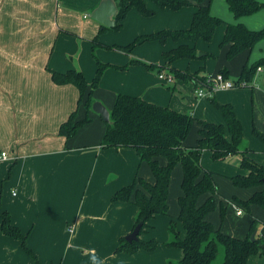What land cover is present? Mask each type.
<instances>
[{"label":"crops","instance_id":"1","mask_svg":"<svg viewBox=\"0 0 264 264\" xmlns=\"http://www.w3.org/2000/svg\"><path fill=\"white\" fill-rule=\"evenodd\" d=\"M210 1L213 14H218L215 7L225 11L222 0ZM99 2L0 0V202L2 208L12 214L13 222L27 234V244L37 256L36 262L20 239L3 233L0 217V264H139L141 260L142 254L138 252L117 250L121 237L133 230L139 208L130 201L113 200L112 196L136 176L153 181L150 166L140 159L133 147H102L104 119L93 108L87 110L84 101L78 107L80 91L76 84L57 83L52 76L53 71L71 68L81 69L87 78L93 74L96 64L91 41L102 23L91 13ZM147 4L155 9L154 14L161 11L165 18L161 26L175 24L171 22L172 17L178 15L174 14L176 10L159 7L156 3L153 6L148 1ZM189 6L194 14L196 6ZM137 14L142 15L132 7L122 21L119 34H108L118 41H104L124 44L134 34L168 28L149 31L159 26L149 27L143 21L150 18H140L128 38L121 39L127 19ZM193 14L190 17L188 12L186 22L190 19L192 22ZM226 18L228 22H242L249 28L259 29L264 24V7L250 15L235 17L233 13ZM220 27L221 32L224 31L225 25ZM169 40L164 45L165 50L182 42ZM224 45L228 51L230 44ZM242 52L236 73H241L245 63L264 56V38ZM130 56L132 54L124 60ZM245 57L246 62L240 67ZM217 66L207 62L205 74ZM263 68L257 70L251 90H262L258 86ZM133 71H136L134 67L128 68L127 74ZM120 83L110 81L103 85L106 92L93 93L94 100H101L110 110L116 95L123 92L160 105L175 106L174 109L181 111V107L165 97L160 98L153 90L141 93L143 90H133L139 88L136 84L125 88V84ZM174 89L180 94L184 92L176 88L175 81ZM194 93L196 98L204 97L196 94L195 87ZM260 97L264 100V91ZM221 100L234 101L231 97ZM77 108L78 117H84L88 111L92 121L67 138L60 133V126ZM184 144L193 143H188L186 138ZM2 152L7 153L6 157ZM232 205L235 215L242 216L246 212L243 209L238 213L237 204ZM245 224L242 222L241 227L237 224L240 231H230L231 234L246 236L249 229Z\"/></svg>","mask_w":264,"mask_h":264},{"label":"trees","instance_id":"2","mask_svg":"<svg viewBox=\"0 0 264 264\" xmlns=\"http://www.w3.org/2000/svg\"><path fill=\"white\" fill-rule=\"evenodd\" d=\"M159 7L177 10L183 6L195 5L191 25L188 28L168 29L140 34L130 42L126 48L131 50L137 43L146 40H160L163 43L172 38L182 41L175 47L164 52L165 57L175 60L181 57H198L195 42L199 39L211 41L218 26L225 25L222 44L229 43L227 56L233 57L237 53L251 49L264 38V26L259 29L249 28L242 22H227L218 15L212 13L208 0H153ZM235 17L250 15L264 7L261 0H226ZM119 12L117 22L112 27L101 24L99 32L92 39V50L99 41V33L108 29H119L122 21L132 7H136L144 16L153 15L155 10L147 6V0H116ZM108 47H112L107 45ZM203 58L213 56L205 53ZM132 63L142 62L137 58L130 60ZM98 67L93 78L92 87L88 89V83L81 69L71 68L67 71H53L52 76L57 83L72 82L80 91L78 107L84 101L87 110L92 108L95 101L93 88L101 78L104 69L110 65L97 59ZM147 67L157 66L154 63L143 62ZM259 67H264V56L245 63L240 75L235 82H253ZM124 68V67H122ZM204 67L200 69L203 71ZM161 72L162 68L158 67ZM175 77L184 80H192L195 88L198 85L210 87L206 78L209 74H199L200 71H182L171 68ZM159 72V73H160ZM225 77H229L226 68L221 69ZM168 74V73H166ZM213 96V95H212ZM215 100V97L212 98ZM218 107L224 117V123L199 119V137L195 145L184 144L195 117L192 114L178 111L170 106L160 105L144 99L138 95L119 92L110 109L111 121H105L106 128L100 145L102 147H133L140 159L146 161L153 173L154 180L149 181L143 176H136L132 182L118 189L112 196L113 200H124L135 203L138 213L134 227L142 222L139 237L128 241L121 237L117 247L118 251L136 252L144 247L153 250L157 246V240H143L140 234L152 227L150 220L157 215L169 214L168 193L171 174L174 166L181 163L183 177L181 182L182 193L179 195L180 207L178 219L183 223L185 236L180 237L171 219L169 229L173 233V239L167 242L171 246L180 247L183 256L179 264H217L216 258L219 246L223 245L224 257L221 264H247L252 254L264 252V234L256 233L255 239L251 234L256 229L253 222L247 235L239 237L224 232L216 226L208 217V213L216 206L218 183L215 173L205 169L201 164V155L204 149L211 150L213 158H224L230 154H241L242 166L247 169L246 174H237L232 177L235 185L241 187L261 186L256 189L248 199L235 197V203L245 211L251 210L254 203L264 205V165L254 160L249 150L242 149L243 125L237 117L234 106L231 103H218ZM102 117V116H101ZM92 121L88 111L84 117H78V108L60 126V133L67 138L74 136L86 123ZM228 133V134H227ZM264 139V134L262 135ZM162 159L166 162L162 163ZM208 193L209 196L203 203H199V197ZM224 213V209H223ZM1 230L6 235L13 236L22 241V244L35 258L34 251L27 244V234L17 226L12 219V214L2 208L0 202ZM255 220V219H254Z\"/></svg>","mask_w":264,"mask_h":264},{"label":"rangeland","instance_id":"3","mask_svg":"<svg viewBox=\"0 0 264 264\" xmlns=\"http://www.w3.org/2000/svg\"><path fill=\"white\" fill-rule=\"evenodd\" d=\"M147 1L150 5L152 3L154 6L155 2L153 0ZM208 3L211 5V1ZM221 4H223L225 11L224 9H218L217 7L214 8V11L215 13H218L216 15L228 22L226 17L231 14L233 15V13L228 9L224 0L221 1ZM180 9L181 11L177 13L176 11H179ZM180 9L174 11V14L178 15L172 17L173 22L171 23L175 24H172L171 26H161V24H164L165 21L161 11H158L148 17H142V15L137 14L135 18H128L125 23L124 31H122L121 39L126 40L128 38V33H132L131 29L139 25L140 18H150L147 21H143V23L149 27L159 26L157 28H152L149 31L157 30L162 27H168V29H170L169 27H172V29H175L190 26L191 19L190 22H186L185 18L188 16V12L191 15L190 17H192L193 9H191L190 6ZM163 15L165 14L163 13ZM151 17H153V19ZM178 22L179 24H177ZM177 25H179V27H176ZM262 26H264V24ZM121 28L122 26L119 29L108 28L99 33V41L102 44H96L94 46V52L93 50L91 51L96 64L95 70L89 78L86 76L89 90L92 87L93 78L96 75L98 67L97 59L102 62H109L110 65L104 69L97 86L93 88V93H105L107 88L103 85L110 81H119L125 84V88L136 84L139 88L133 90H143L141 93L146 90H153L156 95H161L159 96L160 98L165 97L167 101L177 105V107H181V112L192 114L195 117L187 136L188 143L192 142V145L197 143L199 137V119L212 120L225 124L224 117L218 107V103H224L227 100L223 101L221 99L231 97L234 101L230 100L229 102H231V104L235 107L234 109L237 117L243 125L241 148H247L250 151V156L257 162L264 165V139L262 137L264 134V100L260 97V93L264 91V68L261 72L259 80L260 85L258 86V88L262 90H251L253 82H250L246 85L240 84L231 88L217 89L213 92V96L209 95L196 98V95H194V82L192 80H188L189 83H187L186 80L180 77H175L171 68H177L182 71L188 70L190 72H198L204 67L203 71L199 72V74L203 75V73H205V64L207 62H214V65L218 66L216 69L211 70L208 73L209 75L216 76L223 68L228 70V79L232 82H235L237 77L240 75V71L239 73H236V68L238 63L242 60L243 52L241 51L231 58L227 56V49L225 48V45L222 44L224 31L222 30L221 32L222 28L220 26L216 29L211 41L199 39L196 42L195 46L199 55L198 57H181L175 60H170L164 55V52L166 51V47H164V45H166L169 39L164 43L160 40H147L143 43L139 42L131 50H128L126 46L134 40L136 34L132 36L131 40L124 44H120L118 42L109 44L104 41V39L118 41V39L114 38L112 35L108 36V34L110 32H116L119 34ZM202 44H204V46H202ZM107 45L112 47H108ZM202 53H210L213 54V56L203 58L201 56ZM128 54H132V56H130L127 60H124V57ZM246 57L240 67L246 62ZM133 58H137L142 62L132 63L130 60ZM208 58L211 61H207ZM143 62L154 63L157 66L147 67ZM197 62L201 63L196 66ZM132 67H134L136 71H133L131 75H128V68ZM158 67L162 68L161 72L174 76L176 88L182 89L184 91L182 94H180L178 90L174 89V81L159 78L160 71L158 70ZM121 83L120 85H122ZM213 97H215V100H212ZM171 107L174 108L175 106ZM241 159V154H230L224 158H213L211 150H203L201 155V164L205 169L212 170L215 173V179L218 183L216 206L208 213L207 217L216 226L221 227V229L226 233H231L230 231L238 233L240 230L238 229L239 227H237V224H240L241 227L242 222H246L245 228L250 229L252 223L254 222L256 226L254 231H256V233L264 234V205L254 203L251 205L250 212L246 211L242 216L235 215L232 207L233 202H235V197L243 200L248 199L257 187H241L234 184L232 177L239 173L246 174L247 171V169L242 166ZM182 177V165L181 163H177L172 170L169 186V214L158 215L153 218L150 221V224L154 227L152 229L145 230L140 234V237L146 241L155 238L157 240V246L153 250H149L144 247L138 249L136 254L137 252L138 254H142V256H140L141 260L138 262L139 264H179V261L181 260L182 249L177 246H171L167 242L173 239V233L169 229L171 219L176 220L175 226L180 237L183 238L185 236L183 223L177 218L180 211L178 198L182 193ZM208 196V193L202 194L199 197V203H203ZM26 252H28V255L30 254L34 261H36V258L29 251L26 250ZM223 257L224 249L223 245H220L216 263L221 264ZM248 264H264V252L252 254L248 259Z\"/></svg>","mask_w":264,"mask_h":264},{"label":"water","instance_id":"4","mask_svg":"<svg viewBox=\"0 0 264 264\" xmlns=\"http://www.w3.org/2000/svg\"><path fill=\"white\" fill-rule=\"evenodd\" d=\"M119 8L116 0H100L99 4L93 9L91 16L102 24L112 27L116 24V16ZM94 111L98 112L105 121H111L109 108L101 101L95 100L92 104ZM142 222H139L131 232L126 234L125 238L128 241L138 239L141 231ZM256 231L251 234V239H255Z\"/></svg>","mask_w":264,"mask_h":264},{"label":"built area","instance_id":"5","mask_svg":"<svg viewBox=\"0 0 264 264\" xmlns=\"http://www.w3.org/2000/svg\"><path fill=\"white\" fill-rule=\"evenodd\" d=\"M258 69H261V67H259ZM159 76L163 79H167L168 81H174V76L171 74L160 72ZM206 81L209 83L210 87L201 86V85L196 86L195 91L197 95L199 96L212 95L216 89L231 88L240 84L246 85V81H241L239 82V84H237V82H232L231 80L228 79V77H225L224 74L221 72L218 73L216 76L208 75ZM6 155H7L6 152H2L3 157H6ZM242 211H243L242 207L237 205V212L241 213Z\"/></svg>","mask_w":264,"mask_h":264},{"label":"clouds","instance_id":"6","mask_svg":"<svg viewBox=\"0 0 264 264\" xmlns=\"http://www.w3.org/2000/svg\"><path fill=\"white\" fill-rule=\"evenodd\" d=\"M95 259H96V258H95V257H93V260H94V261H95Z\"/></svg>","mask_w":264,"mask_h":264}]
</instances>
